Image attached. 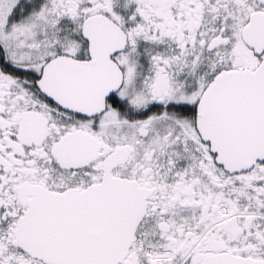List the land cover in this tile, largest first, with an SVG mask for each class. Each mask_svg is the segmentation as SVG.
<instances>
[{"label": "flooded vegetation", "instance_id": "1", "mask_svg": "<svg viewBox=\"0 0 264 264\" xmlns=\"http://www.w3.org/2000/svg\"><path fill=\"white\" fill-rule=\"evenodd\" d=\"M3 4L0 264H46L30 250L36 193L82 194L107 177L144 200L119 264H203L221 255L264 263V161L227 167L198 129L203 96L217 89L210 117L223 130L250 118L258 96L236 77L264 71V0ZM33 14L44 17L16 36L22 16ZM91 18L99 19L94 51L83 35ZM59 58L106 73L112 92L89 104L56 100L40 84Z\"/></svg>", "mask_w": 264, "mask_h": 264}, {"label": "water", "instance_id": "2", "mask_svg": "<svg viewBox=\"0 0 264 264\" xmlns=\"http://www.w3.org/2000/svg\"><path fill=\"white\" fill-rule=\"evenodd\" d=\"M98 23L99 19L91 18L83 29L93 51L95 39L91 37V30ZM59 69L74 72H54ZM89 69H92L89 63L59 58L46 66L40 85L58 101L89 104L93 95L99 98L110 94L109 85L114 84L108 81L106 73L85 71ZM260 72L246 78L236 77L239 84L251 85L253 94L258 97L250 118L238 119L231 125L232 130H223L218 119L210 117V111L217 109L212 104L217 100L219 89L206 93L199 106V132L219 161L230 168L247 170L264 161V71ZM65 207L70 208L65 218L68 226L63 225ZM143 215L144 200L133 193V187L108 177L103 185L82 194L36 193L30 250L46 264H119L129 252ZM27 223L26 220L22 223L24 233ZM203 264L264 263L221 255Z\"/></svg>", "mask_w": 264, "mask_h": 264}, {"label": "rangeland", "instance_id": "3", "mask_svg": "<svg viewBox=\"0 0 264 264\" xmlns=\"http://www.w3.org/2000/svg\"><path fill=\"white\" fill-rule=\"evenodd\" d=\"M10 7L7 9L5 5L3 4V0H0V20L4 21L7 19V14L9 13ZM26 15H23L22 19V24H19L18 32L16 36H19L21 34H26L28 33L35 27L37 26L38 22L43 19L41 15L38 14H33V15H28L27 18L25 17ZM16 19H18V16H16Z\"/></svg>", "mask_w": 264, "mask_h": 264}]
</instances>
